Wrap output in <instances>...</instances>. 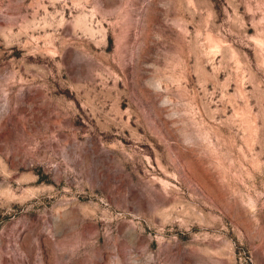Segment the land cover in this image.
I'll return each instance as SVG.
<instances>
[{
	"label": "rangeland",
	"instance_id": "rangeland-1",
	"mask_svg": "<svg viewBox=\"0 0 264 264\" xmlns=\"http://www.w3.org/2000/svg\"><path fill=\"white\" fill-rule=\"evenodd\" d=\"M0 264H264V0H0Z\"/></svg>",
	"mask_w": 264,
	"mask_h": 264
}]
</instances>
